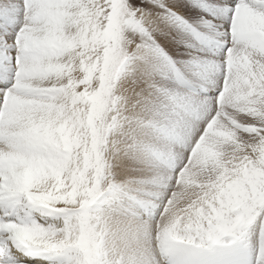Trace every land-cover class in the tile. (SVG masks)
<instances>
[{
	"label": "snow or ice",
	"instance_id": "1",
	"mask_svg": "<svg viewBox=\"0 0 264 264\" xmlns=\"http://www.w3.org/2000/svg\"><path fill=\"white\" fill-rule=\"evenodd\" d=\"M132 57L176 77L156 71L136 112ZM0 246L264 264V0H0Z\"/></svg>",
	"mask_w": 264,
	"mask_h": 264
},
{
	"label": "rangeland",
	"instance_id": "2",
	"mask_svg": "<svg viewBox=\"0 0 264 264\" xmlns=\"http://www.w3.org/2000/svg\"><path fill=\"white\" fill-rule=\"evenodd\" d=\"M185 2H187V0H185ZM189 6L191 7V5ZM190 38L193 40V42L195 41V37L191 34ZM193 51H195V49H193ZM156 71L166 72L170 77H172V82H175L173 70L169 68H158L154 61H146L144 59L132 57L126 62L124 68L122 69L121 77L125 83V88L127 90L126 95L128 97V100L126 103V107H128L129 111H138L141 108V105L144 103V98L147 97L148 94V90L145 88V83L150 77L155 74ZM191 71L212 72L213 70L205 65L195 64L192 66ZM216 75H219V73L216 72ZM131 83L136 84V88L134 89L135 93L137 92L142 94V97L140 96L139 101L129 100L132 98L133 94L131 91H129V86L131 85ZM205 92H207V89H205ZM135 99H137V97H135ZM133 106H135V108L132 109ZM0 247V250L3 251V254L9 253L8 250L3 248L2 246ZM9 258H11V256H9ZM9 261V264H13L12 259H9Z\"/></svg>",
	"mask_w": 264,
	"mask_h": 264
},
{
	"label": "bare ground",
	"instance_id": "3",
	"mask_svg": "<svg viewBox=\"0 0 264 264\" xmlns=\"http://www.w3.org/2000/svg\"><path fill=\"white\" fill-rule=\"evenodd\" d=\"M136 88V84L135 83H131V85L129 86V91H131L133 94H132V98L131 99H129L130 101H139L140 100V96L142 95L141 93H135V89ZM198 91H200V90H198ZM204 92H205V89L203 90ZM135 97H137V99H135ZM142 97V96H141ZM128 108V107H127ZM133 108H135V106H133L132 107V109ZM132 112H136V111H132ZM127 162H125V164H126ZM1 248V247H0ZM3 249V248H2ZM7 250V249H6ZM5 250V251H6ZM4 251V252H5ZM13 252H14V250H13ZM9 256H11L9 253H7V254H3V251L2 250H0V264H6V263H8V262H10L9 261V259H12V258H9ZM9 264V263H8ZM12 264V263H11ZM29 264H34V262H29Z\"/></svg>",
	"mask_w": 264,
	"mask_h": 264
},
{
	"label": "clouds",
	"instance_id": "4",
	"mask_svg": "<svg viewBox=\"0 0 264 264\" xmlns=\"http://www.w3.org/2000/svg\"><path fill=\"white\" fill-rule=\"evenodd\" d=\"M107 156H108V158L111 157V152H110V151L107 153ZM163 221H164V218H162V222H163ZM160 264H164V261L161 260Z\"/></svg>",
	"mask_w": 264,
	"mask_h": 264
}]
</instances>
